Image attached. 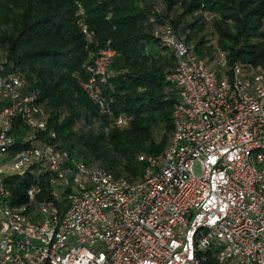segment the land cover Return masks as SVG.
Returning <instances> with one entry per match:
<instances>
[{
  "label": "built area",
  "instance_id": "built-area-1",
  "mask_svg": "<svg viewBox=\"0 0 264 264\" xmlns=\"http://www.w3.org/2000/svg\"><path fill=\"white\" fill-rule=\"evenodd\" d=\"M154 33L176 54L179 100L170 143L139 155L137 179L54 141L44 106L0 61V264H201L205 248L220 264H264V74L224 50L208 63L169 23ZM114 53L103 49L84 82L104 112L96 81ZM35 165L52 171L53 196L38 199L35 182L11 202L5 175Z\"/></svg>",
  "mask_w": 264,
  "mask_h": 264
},
{
  "label": "trees",
  "instance_id": "trees-1",
  "mask_svg": "<svg viewBox=\"0 0 264 264\" xmlns=\"http://www.w3.org/2000/svg\"><path fill=\"white\" fill-rule=\"evenodd\" d=\"M167 23L208 63L224 50L231 63L264 67V0H0V61L44 106L54 141L88 164L137 179L146 167L139 155L162 153L174 128L179 91L167 76L177 58L154 33ZM108 47L115 50L109 76L96 81L104 112L84 82ZM36 168L5 175L11 202L25 201L35 182L38 199L53 196L52 171ZM201 264H220L212 248L201 250Z\"/></svg>",
  "mask_w": 264,
  "mask_h": 264
},
{
  "label": "rangeland",
  "instance_id": "rangeland-1",
  "mask_svg": "<svg viewBox=\"0 0 264 264\" xmlns=\"http://www.w3.org/2000/svg\"><path fill=\"white\" fill-rule=\"evenodd\" d=\"M79 14H80V20L83 22V20H84L83 19L84 18V16H83L84 15V9L82 7L79 10ZM85 24L86 23H84V28H86V25ZM210 63H212V62H210ZM256 70L259 71L260 73L264 74V67L256 68ZM2 159H3V156H0V161H2ZM9 163H11V162H7V164L5 166H3L2 168L5 170L7 168V165H9ZM2 172H4V171L2 170Z\"/></svg>",
  "mask_w": 264,
  "mask_h": 264
}]
</instances>
